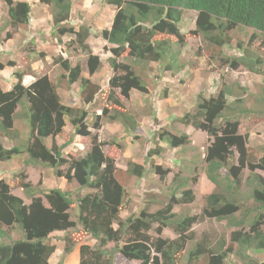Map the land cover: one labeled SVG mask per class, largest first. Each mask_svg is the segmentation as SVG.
Returning <instances> with one entry per match:
<instances>
[{
	"label": "trees",
	"instance_id": "16d2710c",
	"mask_svg": "<svg viewBox=\"0 0 264 264\" xmlns=\"http://www.w3.org/2000/svg\"><path fill=\"white\" fill-rule=\"evenodd\" d=\"M40 1L52 7L54 33L58 37L74 36L72 42L85 50L88 73L94 74L101 61L86 43L94 31L84 25L77 29L72 25V0ZM4 2L7 25L12 30L5 33L4 38L8 39L18 26H29L30 4L26 0ZM102 3L116 9L110 27L100 31V36L112 45L109 50L113 56L108 62L113 73L106 87L81 76L80 65H71L60 55L53 58V63L65 70L59 76L60 83L40 74L25 86L23 73L16 70L13 72L16 81L11 88L0 87V162L25 155L24 165L52 169L56 177L76 185L75 192L58 186L42 189L38 187L41 181L33 185L22 172L19 186L28 199L26 202L0 178V264H51L49 258L56 248L50 241L53 231L65 232V254L80 243L78 264H114L117 253L138 264H179L182 257L185 264H198V260L199 264H225L233 253L245 264H264V176L257 172L264 171V143L258 148L251 147L249 134L240 131L241 117H264V80L250 106L245 103L249 95L245 87L236 81L223 80L216 94L207 96L199 92L192 110L176 119L208 137L203 172L214 188L205 196L200 214L179 215L173 210L176 204L194 200L191 188L186 187L187 178L177 174L169 186L170 196L161 207L150 211L149 200L136 214L121 217L126 190L119 180L115 158L104 150L105 145L117 142L115 138L108 141L99 136L104 120L119 123L123 137L138 139L139 121L124 108L123 100H128L132 91L149 94L147 78L140 71L145 72L151 62L156 63L159 76L181 70V47L186 43L179 27L183 11L196 13L194 28L188 32L190 36L201 35L221 48L230 44L231 30L247 27L254 30L247 40V45L252 46L257 33L264 36V0H102ZM171 36L175 39L171 40ZM1 41L0 35V45ZM257 48L264 51V37ZM26 50L38 58L45 57L44 51L36 50L33 40ZM124 53L128 61H117ZM220 60L231 69L243 65L264 77L263 60L256 54L221 55ZM73 83L79 84V107L63 103L56 89L69 88ZM235 89L239 92L235 93ZM98 98L103 100L101 113L89 115L88 108ZM152 116L155 129L150 141L157 144L163 140L181 151L190 144L187 133L160 130L154 113ZM17 117L26 129L24 138L14 127ZM66 119L73 128L72 134L57 144L54 138L62 132ZM77 135L88 138V149L79 155L65 153ZM47 139H51L48 144ZM161 151L158 144L156 148L149 147L144 161L129 160L124 172L142 177L148 160ZM150 168L161 180L170 171L159 164ZM245 170L248 174L243 177ZM204 217L225 220L227 226L235 227L227 242L224 239L210 242L206 236L194 238L192 226ZM166 227L175 233L174 238L162 236ZM73 229L91 241H79L71 233ZM151 230L155 236H151ZM16 231L19 236L14 238ZM259 253L263 254L262 258L257 257Z\"/></svg>",
	"mask_w": 264,
	"mask_h": 264
},
{
	"label": "rangeland",
	"instance_id": "374dc122",
	"mask_svg": "<svg viewBox=\"0 0 264 264\" xmlns=\"http://www.w3.org/2000/svg\"><path fill=\"white\" fill-rule=\"evenodd\" d=\"M26 1L32 5V25H34V28L31 30L29 26H18V28H23L26 33L22 31L21 34L16 36L15 45H20L21 42H23L21 46L26 49L32 40L34 42L36 41L39 46V48H37L35 45L36 50L44 51L45 57L43 59L38 58L35 54L33 56V54H28L27 51L22 52L19 48L5 50L7 46L4 44L6 33L4 28L8 26V15L4 0H0V35L2 40H4L1 48L6 52V54H1L2 56L0 55V61L3 65H10L9 67L13 66V71H25L28 69L30 70L29 64L34 62L36 63V67L41 69L39 70L40 73L43 72L55 82L60 83L62 80H58L59 76L65 73V70H63L60 65L53 63V58L60 55L63 58H67L71 65L79 64L81 75L83 74L84 77L106 87L108 79L113 73L108 62L109 58L113 56L109 50L112 45L100 36V31L103 28L110 27L113 16L115 15V7L109 4H103L102 0H72V25L76 29L84 25L94 31V33L88 35L87 39H89H86V43L90 46L91 50L99 56L101 61V65L96 73L89 74L86 66L85 50L72 42L74 36L71 34H64L58 37L54 33L51 5L43 3L40 0ZM195 16L196 13L194 12L183 11L182 19L179 24L181 32L186 36V43L181 47L180 60L183 63L181 70L175 74L165 72L159 76L160 72L156 69V63L151 62L145 72L140 71V73L147 78L150 89L149 94L132 91L130 98L128 100H123L124 108L136 116L139 121L140 127L138 131L140 130L141 132L138 139H132L128 136L123 137L122 127L119 123L108 126L105 123L106 121L102 120L105 126L100 130L99 136L103 140L108 141L115 138L117 142L116 145L111 143L105 145L104 150L107 154L115 158V164L120 170L118 174L119 180L126 190V196L124 198L125 205L120 212L123 218L136 214L149 200L151 201L149 206L150 211H154L161 207L170 196L169 186L172 185L173 177L177 174L182 178H187L186 187L191 188L194 194V200L190 203L176 204L173 210L179 215L200 214L205 204V196L212 192L214 188V185L206 178L203 172L205 166L203 155L208 143V137L205 132L195 129L191 125H185L176 119L182 116L184 112L192 110L196 95L199 92H203L207 96L216 94L223 80L236 81L242 87H245L249 93V95L246 96L245 103L249 106L253 103V95L261 91L264 80L261 73L251 72L243 65H240L237 69H231L222 64L220 57L221 55L228 57L239 56L242 53L248 56L256 54L263 60L262 67L264 68V51L257 48V45L264 36L257 33V39L252 46H248L247 40L254 30L247 27H238L231 30L229 33L230 44L219 48L209 43V41L201 35L190 36L188 34L189 30L194 28ZM8 29L11 30L10 27H8ZM15 32L16 31H14L13 34H15ZM57 39H60V41ZM174 39L175 38L171 36V40ZM32 47H34V45ZM125 54L126 53L118 57L117 61H128ZM9 62L13 64H8ZM165 89L167 92L164 94ZM58 92L60 97L67 103L70 102L68 98H73L75 100L72 107L80 106L81 103L78 99L79 92L76 86L73 87L70 93L61 89H59ZM238 92L239 91L235 89V93ZM101 98H98L97 102L88 108L89 115L101 113L103 102ZM120 98L123 99L121 96ZM228 100L232 101V97L228 96ZM17 111H21V109L18 108ZM152 113L156 116L157 126L160 130L164 129L176 134L183 132L187 133L191 142L184 146L181 151L178 150L179 148L174 149L170 147L168 143L163 140L158 141L157 144L162 147V151L159 155L152 156L148 160L144 175L140 178L127 175L124 171L127 167L126 163L129 160L136 162L144 161L147 149L149 147H157L156 143L150 141L155 129L152 124ZM240 121V131L249 134L248 145L251 147H260L264 143V117H241ZM14 127L16 130L18 129L21 131V137L24 138L26 129L20 117L15 119ZM68 138L69 137H66L64 141ZM49 141L50 139H48V142ZM59 141L61 142V140ZM88 142V138L79 137L77 141L66 147L64 152L71 155H79L88 149ZM5 144L9 145V141L5 140ZM24 158L25 155H22L7 162H0V178H3L9 183L14 194L22 197L24 201L28 202L23 189L19 186L22 180L20 173H25L27 176L26 181H30L33 185H37L38 181H41L38 187L42 189H47L45 188V183L47 187H55L57 185H54L56 176L53 174L52 169L24 165ZM155 164L170 169L164 179H159L158 174L154 173L150 168L151 165ZM257 172L264 176V171L257 170ZM247 174L248 172L245 170L243 177L247 176ZM68 188L70 192H75L74 185L70 184ZM74 215L75 210L72 211V217H74ZM233 229H235V227L227 226L225 220L207 217H204L201 221L196 222L192 226L195 239L206 236L210 242H214L216 239H224V241L227 242L229 233ZM71 231L79 241L83 240L82 242H87L90 240V238L83 233H78L77 231L79 230L73 229ZM57 233L58 235L51 236V242H54L57 248L50 257V263L78 264L79 255L75 257V255L71 253L67 255L63 252V237L65 232L60 231ZM149 233L151 236L156 235L153 230ZM13 236L14 238L18 237V232H14ZM162 236L174 238L175 233L172 229L166 227L162 231ZM110 245L112 244L110 243ZM189 246L190 245H187V247ZM257 257L262 258L263 254L259 253ZM199 262L198 260V264ZM138 263L139 262L136 260H127L118 253L114 257V264ZM179 264H185L183 257ZM225 264L245 263L233 253V255L228 256Z\"/></svg>",
	"mask_w": 264,
	"mask_h": 264
},
{
	"label": "crops",
	"instance_id": "0c3cea01",
	"mask_svg": "<svg viewBox=\"0 0 264 264\" xmlns=\"http://www.w3.org/2000/svg\"><path fill=\"white\" fill-rule=\"evenodd\" d=\"M73 2V1H72ZM30 4V3H29ZM31 9H32V5L30 4V13H29V15H30V24H29V29H31V30H33L32 28H34V25H32V23H33V17H32V12H31ZM72 11H73V4H72ZM8 17V16H7ZM8 27L9 26H6V28H4L5 29V31H8L9 29H8ZM28 28V27H27ZM107 28H109V27H107ZM19 30V31H18ZM18 30H16V32H15V34H13L10 38H8V39H5V41L4 40H2L1 41V45H0V53L3 55V54H6V52H4V50L1 48V46H2V43H3V41H4V44L7 46V48L5 49V50H8V49H21L22 50V52L23 51H27L23 46H21V44L23 43V42H21V44L19 45H15V41H16V36H18L19 34H21L22 33V31H24L25 33H26V31L23 29V28H18ZM51 32V31H50ZM26 35V34H25ZM50 35V34H49ZM89 39V38H88ZM87 39V40H88ZM36 42V41H35ZM35 45L37 46V48H39V46L37 45V42L35 43ZM14 47V48H13ZM11 52H13V51H11ZM1 55V56H2ZM36 63H34V62H31L30 64H29V68H30V70L28 69V70H23V71H21L23 74H22V84L23 85H25V86H27V85H29L31 82H33L34 80H35V77H36V75H40V74H45V73H40V71L39 70H41V69H38L37 67H36V65H35ZM10 66V65H9ZM9 66H6V65H3V67L0 69V87L3 89V90H9L10 88H11V85L16 81V79L14 78V76H13V66L12 67H9ZM7 72V73H6ZM9 73V74H8ZM96 73V72H95ZM110 73H111V71H110ZM8 74V75H7ZM7 75V76H6ZM13 77H12V76ZM81 76H83L84 77V75L82 74ZM91 80V79H90ZM92 81V80H91ZM74 86H76L77 87V91L79 92V84L78 83H73V84H71L70 86H69V88H60V87H56V89H57V92H58V90L59 89H61V90H63V91H67V93H70L71 91H72V89H73V87ZM59 93V92H58ZM69 99V103H67V102H65V100H63V98H61V100H62V102L63 103H65V104H68V105H70V106H72L73 104H74V99L72 98V99H70V98H68ZM100 114V113H99ZM106 123V125H111V124H115V123H107V122H105ZM104 123L102 122L101 123V127H100V129H99V132H100V130L102 129V127L103 126H105V125H103ZM72 131H73V128L71 127V125L69 124V122H68V120L66 119V122H65V126L63 127V130H62V132L60 133V134H58L54 139H55V141H56V143L57 144H62L63 142H65L64 141V139L66 138V137H70L71 136V134H72ZM80 136H75L74 137V142L75 141H77L78 140V138H79ZM100 139H102L101 137H100ZM51 140V139H50ZM59 140H61V142L59 141ZM47 144H48V139H47ZM55 180H56V182H55V184L54 185H57L58 187H60L61 189H63V190H68L69 191V188H68V185H70V184H72V185H74V186H76L75 185V183H69V182H67L66 180H65V178H63V177H56L55 178ZM45 188H47V189H49V188H51V187H47L46 186V183H45ZM57 232H60V231H53L52 233H50V241H51V236L52 235H58V233ZM51 243H53V244H55L54 242H51ZM79 245H80V243H78V244H75L74 246H73V248H72V250H71V254L72 255H75V257H76V255H79ZM55 247L57 248V245L55 244ZM55 248V249H56ZM69 253V254H70ZM68 255V254H67ZM51 257V256H50ZM49 261H50V258H49Z\"/></svg>",
	"mask_w": 264,
	"mask_h": 264
},
{
	"label": "clouds",
	"instance_id": "9594fccd",
	"mask_svg": "<svg viewBox=\"0 0 264 264\" xmlns=\"http://www.w3.org/2000/svg\"><path fill=\"white\" fill-rule=\"evenodd\" d=\"M90 241H91V240H90ZM90 241H89V242H90Z\"/></svg>",
	"mask_w": 264,
	"mask_h": 264
}]
</instances>
